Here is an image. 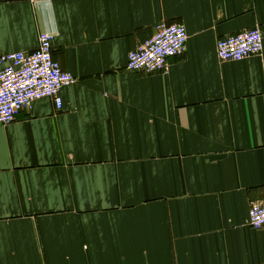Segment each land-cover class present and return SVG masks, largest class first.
<instances>
[{
    "label": "crops",
    "instance_id": "crops-1",
    "mask_svg": "<svg viewBox=\"0 0 264 264\" xmlns=\"http://www.w3.org/2000/svg\"><path fill=\"white\" fill-rule=\"evenodd\" d=\"M186 51L126 70L157 24ZM264 32V0H0V56L52 58L75 82L0 127V264H264L262 53L216 44Z\"/></svg>",
    "mask_w": 264,
    "mask_h": 264
},
{
    "label": "built area",
    "instance_id": "built-area-1",
    "mask_svg": "<svg viewBox=\"0 0 264 264\" xmlns=\"http://www.w3.org/2000/svg\"><path fill=\"white\" fill-rule=\"evenodd\" d=\"M55 33L39 34L38 47L31 53L13 52L0 56V127L11 124L22 111L37 100L53 101L56 110L62 108L60 92L72 85L75 78L61 69L52 58ZM264 32L244 31L220 39L216 55L220 62H240L262 53ZM187 35L181 24L156 25L151 38L127 54L126 70L133 73L163 72L167 61L186 51ZM249 225L254 230L264 228V202L250 208Z\"/></svg>",
    "mask_w": 264,
    "mask_h": 264
}]
</instances>
